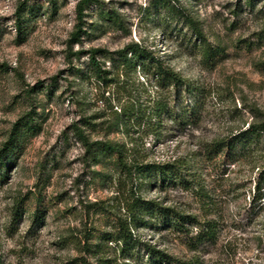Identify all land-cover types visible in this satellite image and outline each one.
Segmentation results:
<instances>
[{
	"label": "rangeland",
	"instance_id": "obj_1",
	"mask_svg": "<svg viewBox=\"0 0 264 264\" xmlns=\"http://www.w3.org/2000/svg\"><path fill=\"white\" fill-rule=\"evenodd\" d=\"M79 1L0 0V148L19 117L28 114L34 126L0 159L2 264H63L79 256L91 264H143L140 246L130 249L131 258L120 243L104 240L118 218L128 217L130 190L219 226L216 245L193 251L184 232L169 230L164 214L147 209L131 225L139 240L180 261L264 264V207H251L264 143L239 159L212 148L264 120V0L254 7L245 0H171L198 23L204 46L183 17L152 0H98L82 23ZM131 42L179 75V94L156 84L152 71L118 64L117 52ZM206 45L214 56L206 57ZM91 60L108 72L107 81L95 76ZM153 101L172 116L186 112L188 124L164 117L159 128L148 119ZM136 110L146 119L132 123L128 114ZM74 127L89 141L123 145L127 165H175L173 180L163 187L154 171L126 178L113 154L86 152ZM15 203L22 215L8 233ZM87 233L89 252L80 247Z\"/></svg>",
	"mask_w": 264,
	"mask_h": 264
},
{
	"label": "trees",
	"instance_id": "obj_2",
	"mask_svg": "<svg viewBox=\"0 0 264 264\" xmlns=\"http://www.w3.org/2000/svg\"><path fill=\"white\" fill-rule=\"evenodd\" d=\"M263 1V0H259ZM98 0H80L77 4V14L78 20L82 23V15L83 11L90 7V5L97 3ZM153 5H161L168 12H172L173 14L183 17L187 27L193 34L195 39V43L199 42L204 46L206 44V39L202 33V29L199 27L198 23L191 18L188 14L183 12L176 4L171 0H152ZM245 5L249 7H254L256 4L255 0H245ZM21 17L20 14L17 16V27L20 28L21 25ZM81 30V26H79L75 32V37L79 36V32ZM216 49H213L211 46L206 45L204 48V54L209 57L214 56L216 54ZM98 53V50H93V56ZM119 62L118 64L121 66H129L131 72H134L136 67L138 66L139 70L141 69L143 73L145 71H152L153 80L156 84H158L161 88L170 90L172 87L175 89L174 94H179L181 90L178 85L183 84V80L179 77V75L171 70L164 69L158 58L153 54L152 51L147 48L141 46L139 43L131 42L127 44L122 50L117 52ZM129 56V57H128ZM94 69L95 76L98 79H102L103 81H107L106 74L108 72L102 70L99 64L91 60L90 62ZM118 65V66H119ZM1 67V65H0ZM175 96V95H174ZM133 111V107L130 108ZM190 114L192 113V109H186ZM185 110V111H186ZM130 112L128 115V119L132 121V123L139 121L143 118L142 113L139 114L136 112ZM188 113V114H189ZM180 114H174L172 116L171 109L167 107L165 103H160L156 101L152 103V107H149L148 110V119L151 121L152 119L156 122L155 125L160 126L161 120L164 117H168V119L173 120L177 124L181 123L183 125H187L189 122V117H187L186 112ZM186 115V116H185ZM163 116V117H162ZM193 123V120H190ZM34 129L32 119L29 118L28 114H25L19 117L11 126L5 141L3 142L0 148V159L5 153L11 152L21 134L26 131H32ZM73 134L75 135L77 141H79L86 152H91L93 157L98 152L101 153H109L113 154L116 158V163L120 165L122 171H124L126 178L131 179L133 175H141L145 172L154 171L158 172L159 180L161 181V186H168L167 183L173 180L174 174L173 171L176 169L173 164H138L134 163L131 165H127L124 163V146L108 143V142H100L99 140L89 141L87 136H85L80 128L74 127ZM264 120L259 123H250L246 128L239 130L238 132L232 134L228 138L217 141L212 146L213 150L217 149L219 152L222 151L224 153H233V155L239 158H247L249 155H252L254 151H257L262 143H264ZM259 179L255 184V194L252 199V209L253 211H261L263 209V204L261 198L264 195V168L259 173ZM128 199L125 200V211L128 214L126 218H118L117 224L114 226L112 231L106 232L104 235V240L106 242H115L120 243L121 252L128 257L133 258V252L130 250L132 248H137L140 246L143 250V254L139 255V259L143 260V264H201V262L194 261H180L177 260L170 255L166 254L162 250L157 249L156 247L146 243L142 240H139L137 236L134 234L131 225H135L137 222V218H140V214L142 211L148 210H156L165 215V222H167V227H170L169 230L174 232H184L185 241L190 250L193 251H205L208 248L216 245L219 237V226L217 225V220H199L198 218L185 215L175 212L174 210L160 206L151 201H146L141 199L139 195L130 190L128 193ZM96 205V203L94 204ZM104 210V208H100ZM22 213L18 203H15L11 215L9 218V224L7 225L8 233H14L17 229V225L19 224V217H21ZM34 218H37V215H34ZM191 231L193 232H190ZM193 229V230H192ZM90 233L83 235V244H81V248L85 252L90 251ZM98 258L96 262H98ZM101 260V259H100ZM1 254H0V264H2ZM63 264H91L87 262L82 256L77 258H73L70 261H67Z\"/></svg>",
	"mask_w": 264,
	"mask_h": 264
}]
</instances>
